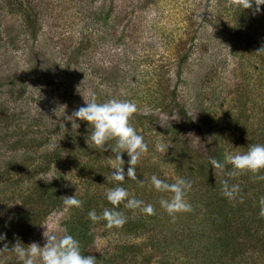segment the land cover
<instances>
[{
	"label": "rangeland",
	"instance_id": "obj_1",
	"mask_svg": "<svg viewBox=\"0 0 264 264\" xmlns=\"http://www.w3.org/2000/svg\"><path fill=\"white\" fill-rule=\"evenodd\" d=\"M261 49L264 5L254 13L229 7L228 0H0V235L5 236L0 240V264H23L11 252L17 241L43 247V225L62 236L67 234L66 221L79 216L63 205L45 213L22 236V204L35 184L55 181L63 195H76L82 201L95 191L91 172L76 173L67 163L59 168L44 157L74 131L91 129L87 121L68 119L86 106L84 98L91 99V93L97 102L116 98L136 103L132 124L149 148L136 169L139 179L151 171L163 172L162 179L169 184L177 177L188 180L186 171L183 176L176 168L188 151L205 158L216 147L224 155L264 145ZM181 108L190 116V124H181ZM203 118L213 133L206 130ZM173 126L178 129L175 134L169 130ZM30 137L41 146L28 149ZM157 143L168 145L167 152L158 151ZM105 148L89 163L93 176L94 165L115 170L107 160L115 154L108 145ZM122 158L126 173L130 157L124 152ZM77 162L82 166L87 158L79 154ZM40 165L44 167L36 171L34 166ZM231 170L225 164L211 173L213 178H228ZM242 176L247 181L252 177ZM242 176L230 180L240 184ZM125 179L122 186L130 198L145 204L158 207L162 196L171 195L154 187L139 188L136 181ZM213 188L211 201L216 202L221 191ZM106 189L101 185L97 192ZM247 189L249 208L246 205L241 219L235 220L238 225L226 233L241 239L235 251L244 254L233 262L263 264L264 217H257L263 226L258 236L251 237L246 232L248 221L242 219L252 217L248 210L256 208L260 193ZM189 194L199 209L197 195ZM228 202L236 204V200ZM38 204L30 205L38 208ZM120 206L123 213L131 210ZM104 207L97 203L90 211L101 215ZM86 221L87 236L74 235L82 254L95 256L97 264H197L181 244V215L175 222L171 218L167 223L146 224L135 233L109 230L106 221L93 223L88 214ZM5 245L8 251L2 252Z\"/></svg>",
	"mask_w": 264,
	"mask_h": 264
},
{
	"label": "trees",
	"instance_id": "obj_2",
	"mask_svg": "<svg viewBox=\"0 0 264 264\" xmlns=\"http://www.w3.org/2000/svg\"><path fill=\"white\" fill-rule=\"evenodd\" d=\"M181 116V124H190L192 122L190 116L186 113L184 109L181 108L180 114ZM203 123L206 127L207 131H212L210 126H208V122L203 118ZM209 129V130H208ZM173 134L177 132V127L173 126L171 129ZM92 129L89 130H80L74 131L71 135L66 136L62 141V145L55 148L48 155H44V157L48 160V162L52 161L57 165V167H61L66 163L70 166L71 170L77 173L79 171L87 170V172H91V180L95 182L92 184L96 187L95 191L85 199H83V206L85 208L82 209L80 213V209L72 208L74 210V214L78 213V218L76 221L67 220L66 221V232L67 234L72 235L75 238L74 233L79 232L78 236H87V230H89V222L86 221L87 214L90 212V208L92 206L97 205V203H104L106 208L107 199L105 196V191L97 192L98 186L103 185V188L107 187H115L119 185V182L113 181L111 179V173L115 172V170L103 171L101 167L95 166L96 172L93 176V171L90 168V162L93 158L97 159L101 155V151H97L94 148H90L89 145L92 143H88L90 138H87L91 135ZM56 133V132H54ZM213 133V131H212ZM26 135V134H24ZM213 135V134H212ZM213 137H215L213 135ZM114 144V143H113ZM41 143L37 141L35 138L30 137L27 141V146L29 148L40 147ZM67 146V148H65ZM185 152V148H183ZM182 151V152H183ZM65 153V156L63 154ZM81 154L84 158H87V162L83 163L82 166L77 162V158ZM63 157V160H61ZM164 159H166V154ZM30 158V157H29ZM212 158L217 159L219 162L224 163V155L222 149H210L207 156L204 158L203 156L193 154L192 152L188 154L183 153V157L181 161L178 163V170H181V175L184 176L186 171V177L189 176L188 181L191 182L192 187L191 190L188 191L186 199L190 203L192 207L191 212L180 213L177 215H181V244L184 248L187 249L189 257L195 261L197 264H203L204 260H207V264H239L237 262H233V259L236 257L243 256L244 252L235 251L236 243L239 239H236L233 236H229V227L236 224L235 220L241 219L243 216V212L248 207L250 200H246L247 187H251L252 190L260 193V195L264 196V181H253L251 177L250 181H247L245 178L241 179L240 188L241 192L236 196V204L230 205L228 202V198L222 194V185L221 181L224 179H228L226 177H214L212 176L211 171H213V167L210 163ZM45 159V160H46ZM46 160V161H47ZM47 162L44 165L47 166ZM93 164V163H92ZM44 165H40L38 167L34 166V169L37 171L40 167H44ZM204 167V172H203ZM183 168V169H182ZM162 173L156 174L155 172H147V174H143L137 177L140 181H145L144 188H148L150 184V178L152 175H156L158 178L162 179ZM86 176V174L84 175ZM163 180V179H162ZM187 180V178H186ZM230 184H236L235 180H229ZM137 187L141 188L140 185L136 182ZM213 186L221 191V196L216 202L211 201V193L214 189ZM152 188V187H151ZM197 195V198L200 203V208H196V202L192 201V195ZM25 202L22 204V213L20 216H24L23 220L19 222L21 235L26 236L27 231L32 229L36 222H39V219L45 215V213L54 211L55 209L63 206V195L60 188L57 187L55 181H44L42 183L35 184L30 190L25 194ZM256 197V208L253 207L250 210V216H245L242 219L247 222L249 226L246 229V232L249 234L248 237L258 236L263 223L259 222L258 218L260 215V204H259V196ZM189 197V198H188ZM241 197L243 198V202H240ZM82 198V197H81ZM81 198H78L82 201ZM201 200V201H200ZM34 201L37 205H30ZM202 204V205H201ZM108 209H112L113 206L108 202ZM247 205V207H246ZM249 208V207H248ZM103 210L100 212L101 215ZM118 211H124L122 206H119ZM156 215L148 216L143 214L141 211L134 210L132 215V211L129 210L124 213L127 217V222L124 224L121 230H124L127 233H135L139 230L145 229V226L152 225L151 223H158L161 221L168 222L171 217L167 214L165 210H163L160 205L155 207ZM137 211V212H136ZM201 214V215H200ZM150 217L149 220L147 218ZM147 220V222H146ZM74 223L77 224V227H74ZM245 230V229H244ZM198 235L200 239H198ZM206 238V241H205ZM261 254V253H260ZM187 257V255L185 256ZM263 264H264V258ZM241 264H245L242 259H239Z\"/></svg>",
	"mask_w": 264,
	"mask_h": 264
},
{
	"label": "clouds",
	"instance_id": "obj_3",
	"mask_svg": "<svg viewBox=\"0 0 264 264\" xmlns=\"http://www.w3.org/2000/svg\"><path fill=\"white\" fill-rule=\"evenodd\" d=\"M264 5V0H228V6L239 9H253L254 13L260 12V6ZM255 6V7H254ZM260 51H264L261 49ZM91 99H85V105L75 110L71 117L87 121L92 129L90 148L97 151H106L105 145L115 154V158H107L109 166L115 169L111 173V179L119 182V185L105 190L107 201L113 206L112 209L105 208L102 215H97L95 210L88 213V218L97 223L101 220L106 221V228H122L127 222V217L123 212L116 209L121 204L126 209L140 210L148 216L156 215L155 207L152 204H145L144 201L136 199L134 196L130 198L129 191L123 187L125 176L128 179L136 181L141 187L145 181L137 179L136 169L141 159L148 153V144L144 137L137 133L132 124L134 114L138 112L136 103L128 100H120L116 98L109 99L104 102H97L94 93H91ZM73 127V124H72ZM78 128L79 125L75 124ZM109 141H115L114 145H110ZM168 145L157 143L156 149L162 153L167 152ZM126 152L130 160L127 172L124 170V160L122 154ZM210 163L214 169H223L225 164H229L232 170L227 173L228 179L221 181L222 194L230 201L234 200L241 192L239 184H230L229 180L242 175L251 174L253 181H264V145H250L246 152L224 154V163L212 158ZM149 187H154L158 193H170V197H161L159 200L160 207L167 212L172 222H175L177 214L192 211L190 203L186 196L191 190L190 181L177 177L174 183H167L152 175ZM240 202H243L241 197ZM63 204L67 208L83 209V201L76 198V195L63 197ZM260 217H264V196L259 199ZM43 233L45 244L41 247L38 243L32 242L28 246H24L21 242L17 243L11 249L15 255L23 262V264H97V259L92 255H83L79 240L70 234L58 235L54 227L46 226ZM5 236L0 235V240H4ZM4 251H8L7 245Z\"/></svg>",
	"mask_w": 264,
	"mask_h": 264
}]
</instances>
